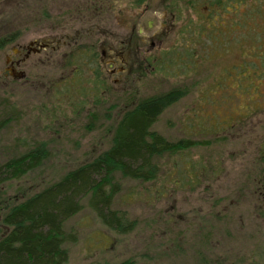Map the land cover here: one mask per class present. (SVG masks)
I'll return each mask as SVG.
<instances>
[{
	"label": "rangeland",
	"instance_id": "rangeland-1",
	"mask_svg": "<svg viewBox=\"0 0 264 264\" xmlns=\"http://www.w3.org/2000/svg\"><path fill=\"white\" fill-rule=\"evenodd\" d=\"M118 1L117 8H123ZM153 1L160 7L172 3L174 8L175 3L180 10L169 8L174 27L152 54L143 52L138 73L121 95L114 88L106 95L77 93L74 88L54 94L60 73L55 69L49 72V83L11 80L5 73L12 42L0 50V165L37 145L44 144L46 150L38 167L0 186V223L9 206L107 150L117 122L128 110L180 89L184 95L163 111L152 129L169 140L190 139L197 145L156 157L157 174L151 181L117 176L120 187L112 207L133 223L130 231L116 232L103 224L85 197L81 210L65 223L71 234L67 264H264V176L257 175L264 167V151H255L250 142L255 140L252 133L264 141V102L256 108L259 112L252 111L249 103L256 92L236 85L238 66L227 65L229 60H222L219 51L202 60L210 42H199L191 34L183 37L184 23L196 20L186 0ZM24 3L0 0V38H24ZM192 4L191 9L202 12L206 7ZM157 14L161 22L163 11ZM188 47L195 50L199 65L184 58L185 63H168L162 69L164 53L178 51L187 57ZM248 73L246 68L244 75ZM222 77L229 83H222L224 89L235 88V104H224L232 92L221 94ZM219 123L229 127L219 130ZM195 162L193 180L187 178L192 183L175 187L180 170Z\"/></svg>",
	"mask_w": 264,
	"mask_h": 264
},
{
	"label": "trees",
	"instance_id": "trees-1",
	"mask_svg": "<svg viewBox=\"0 0 264 264\" xmlns=\"http://www.w3.org/2000/svg\"><path fill=\"white\" fill-rule=\"evenodd\" d=\"M191 1L206 6L204 11L196 7L191 9L194 6ZM133 2L136 4L135 0ZM149 2L154 1L139 0L138 4ZM186 3L188 11L196 14V20L192 25L184 23L186 25L181 30L183 37L189 39L191 34L199 42H210L205 48L206 55L201 54L200 58L207 61L219 51V56L223 55L222 60H229L227 65L234 69L238 66L240 73L236 85L242 87L244 84L246 91L253 88L254 80L255 90L264 88V0H186ZM174 6L168 3L161 8L169 11L171 8L173 12L180 10L175 3ZM11 41L10 37L0 38V50ZM193 47L185 50L187 57L177 55L178 51L174 55L173 51L169 55L164 53L162 69H166L168 63H185L184 58L199 65ZM237 49L240 53L236 52ZM246 68L250 73L244 75ZM177 72L172 70L173 74ZM227 82L224 77L219 82L223 96L232 92L231 98L223 99L224 104H235L233 98L238 96L235 88L224 89L222 86ZM182 95L184 91L175 89L138 103L117 122L112 144L107 150L68 171L58 181L9 206L0 223V264H67L69 253L66 242L71 234H67L65 223L81 210L85 197L89 198L90 206L103 224L116 232L130 231L133 223L126 222L112 207L113 197L120 187L117 176L151 181L157 174L156 157L185 151L197 145L190 139L169 140L152 129L163 111ZM255 103L256 96L250 100L249 107H254ZM242 119L240 117L239 120ZM2 127L3 122L0 121V129ZM226 127L229 124H220L219 130ZM45 158L43 144L8 159L0 165V186L9 180L20 179L38 167ZM195 170V166L191 170H180V177L174 179L175 187L192 183L187 178L192 179ZM184 178L186 181L182 182Z\"/></svg>",
	"mask_w": 264,
	"mask_h": 264
},
{
	"label": "flooded vegetation",
	"instance_id": "flooded-vegetation-1",
	"mask_svg": "<svg viewBox=\"0 0 264 264\" xmlns=\"http://www.w3.org/2000/svg\"><path fill=\"white\" fill-rule=\"evenodd\" d=\"M119 1L123 8H117V0H24L26 36L12 38L5 75L29 85L41 79L45 84L52 81L48 75L55 69L60 73L54 94L72 88L77 93L86 90L106 95L112 88L120 95L128 92L132 76L138 73L135 69H140L141 55L152 54L163 44L174 21L169 10L155 2ZM255 92L257 103L252 111L259 112L256 108L264 102V88ZM251 137L255 151H264V141L253 133ZM194 166L197 169L196 162L188 169ZM257 175L264 176V167Z\"/></svg>",
	"mask_w": 264,
	"mask_h": 264
}]
</instances>
